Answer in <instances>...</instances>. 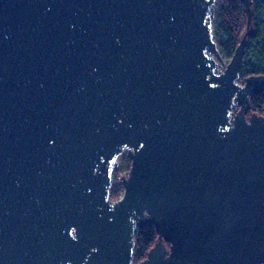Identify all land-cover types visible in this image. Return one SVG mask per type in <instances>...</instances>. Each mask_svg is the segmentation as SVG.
<instances>
[{"label":"water","instance_id":"1","mask_svg":"<svg viewBox=\"0 0 264 264\" xmlns=\"http://www.w3.org/2000/svg\"><path fill=\"white\" fill-rule=\"evenodd\" d=\"M217 0H0V264H264V74ZM132 159L124 194L113 172ZM165 241L170 242V248Z\"/></svg>","mask_w":264,"mask_h":264},{"label":"trees","instance_id":"2","mask_svg":"<svg viewBox=\"0 0 264 264\" xmlns=\"http://www.w3.org/2000/svg\"><path fill=\"white\" fill-rule=\"evenodd\" d=\"M220 5L216 13V39L218 41L221 53L225 56H233L241 36L246 30L247 14L242 0H219ZM260 6L253 7V22L247 50H252L256 60L253 63L244 64L241 72V79H245L252 74H264V33L262 25L264 16L260 17ZM219 37V38H218ZM264 113V85L256 91L251 97V106L249 112ZM117 190L111 189V198H117ZM158 231L153 222H146L139 225L135 234V263L138 264L148 254L149 250L158 240ZM168 248L170 242L165 241Z\"/></svg>","mask_w":264,"mask_h":264},{"label":"rangeland","instance_id":"3","mask_svg":"<svg viewBox=\"0 0 264 264\" xmlns=\"http://www.w3.org/2000/svg\"><path fill=\"white\" fill-rule=\"evenodd\" d=\"M219 5H220V1L217 0V2L215 4V20H214V23H213L215 37H216V25L218 23V21L216 20V13H217V10L219 8ZM256 5L260 6L261 9L259 11V15H260L261 18H263V16H264V0H253L252 8L254 6H256ZM262 31L264 33V24L262 25ZM221 55L223 57V60L220 61V68H221V70H224L226 68L228 62L231 60L232 56H225L222 53H221ZM255 60H256V58L253 55V51L252 50H247L246 54H245V60H244L245 64L253 63V62H255ZM244 80L240 78L239 82L243 83ZM252 113L264 114V113H261V112L260 113L259 112H254L253 110H251L249 112V114H248V111H247V116L249 117ZM131 165H132V159L127 155V152L125 151L122 155H120L119 164H118L117 168L113 172V179H112L113 185H112L111 189L117 190V193H118L117 194V198H115V199L112 198L113 200H117V199H119L120 197L123 196L124 190H125V187H124V184H123V177H127L130 174Z\"/></svg>","mask_w":264,"mask_h":264}]
</instances>
